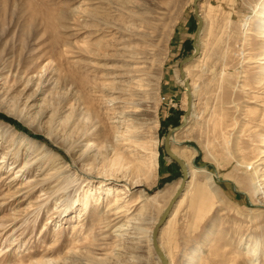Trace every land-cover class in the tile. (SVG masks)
<instances>
[{"label": "rangeland", "instance_id": "rangeland-1", "mask_svg": "<svg viewBox=\"0 0 264 264\" xmlns=\"http://www.w3.org/2000/svg\"><path fill=\"white\" fill-rule=\"evenodd\" d=\"M198 10L191 109L169 139L202 171L178 156L185 194L157 243L169 264H264V0ZM197 27L193 0H0V264H162L142 229L181 184L164 137L187 110ZM133 113L156 165L138 148L125 183L109 149Z\"/></svg>", "mask_w": 264, "mask_h": 264}, {"label": "bare ground", "instance_id": "bare-ground-1", "mask_svg": "<svg viewBox=\"0 0 264 264\" xmlns=\"http://www.w3.org/2000/svg\"><path fill=\"white\" fill-rule=\"evenodd\" d=\"M262 12H264V11H262ZM262 26H264V25H262ZM200 30H201V27H200ZM199 34H200V32H199ZM197 46H198V44H197ZM199 47V46H198ZM181 78V77H180ZM183 79L185 78V77H182ZM140 81V80H139ZM141 82V81H140ZM182 82V81H181ZM183 83V82H182ZM141 84V83H140ZM142 85V84H141ZM137 86V85H136ZM142 87V86H141ZM135 96V95H134ZM135 102V101H134ZM134 102H132L133 104H135ZM127 103V102H126ZM139 105V104H138ZM131 107V106H130ZM129 107V108H130ZM136 108V107H135ZM190 109H191V107H190ZM131 110H132V108H131ZM135 111H136V109H134ZM133 111V110H132ZM120 113V112H119ZM122 113H123V111H122ZM129 113V115H130V113L131 112H128ZM127 113V114H128ZM190 113V112H189ZM121 114V113H120ZM136 115V114H135ZM189 115V114H188ZM188 115L186 116V120H187V117H188ZM119 116H121V115H119ZM118 116V117H119ZM131 116H133V117H131L130 118V120H129V122L127 121V119L126 118H118V123L115 125V133H114V138H115V140H114V143L113 144H111V147H110V149H109V153H111L110 155H111V158H110V164H109V167H108V172L110 173V174H121V177L122 178H124V181H125V183H129V182H135V180H133L134 179V177H136V176H138L140 173H142L143 172V160L142 159H140V156H138L137 155V153H138V148H139V150H143V151H145V150H148L149 151V153L152 155V159H153V164L154 165H156V152L155 151H153L152 149H150L149 150V148L150 147H148V140H147V138H146V136H145V132H139V128H141V126L143 125V123H142V121H139L138 120V117H134V113L131 115ZM137 116V115H136ZM140 119V118H139ZM144 124H145V122H144ZM122 128H125L124 130H122ZM144 128V127H143ZM142 129V128H141ZM144 130V129H143ZM125 133H127V135H124ZM173 133V132H172ZM171 135V134H170ZM170 140V139H169ZM123 141H128L130 144H132L133 146H135V148L134 149H132V150H129V152H131V154H132V156H133V158H132V160H130V162H129V160H127L125 157H124V154H123V149H124V147H123ZM150 143H151V141H150ZM152 143H154V142H152ZM261 144H263V143H261ZM177 154V156H179L180 158H183V159H185L186 160V163L189 165V167H188V169H189V174H192V173H196V172H199V171H202L201 169H199V168H194L193 167V165H191L192 163H191V159L194 157V153H193V150H181V151H179V152H177L176 153ZM169 156V155H168ZM170 157V156H169ZM242 166H244L243 164H242ZM185 170H186V168H185ZM255 170V169H254ZM252 171V170H251ZM186 172H187V170H186ZM253 173V172H252ZM116 176H118V175H115V177ZM133 178V179H132ZM124 189H125V191L127 192L128 190H129V188L127 187V185L126 184H124V187L122 188V189H120V192H118V193H124ZM172 188H166L164 191H163V193H162V196L163 197H166V196H169V195H172ZM184 194H185V192H184ZM184 194L180 197V199L178 200V202H176L177 201V199H178V197H179V195H178V197H177V199L175 200V202H176V205H175V207H174V209H173V211L171 212V210H172V208H173V206H174V204H175V202H174V204H173V206H172V208H171V210H170V212H171V214H170V212H169V214H170V216H169V218L167 219V222H165V223H168V222H170L171 220H173V218H175V214H176V212H177V209H178V206H179V204H181V202H182V200H183V197H184ZM89 197V196H88ZM210 197V195L206 192V191H203V193L202 194H200L198 197H196V198H194L193 200H192V207L194 208V209H197V208H200L201 210L205 207V205H206V203H207V199ZM85 198V197H84ZM86 198H87V196H86ZM114 198V197H113ZM117 200H118V198H115L114 200H113V204H115V203H117ZM88 201V200H87ZM87 201H85L84 203H85V205H86V203H87ZM117 208V207H116ZM196 211H200V210H196ZM105 212V211H104ZM97 213L100 215L101 214V216L103 215V211H101L100 213H99V210L97 211ZM168 214V215H169ZM168 217V216H167ZM165 219V220H166ZM164 224V223H163ZM162 224V225H163ZM161 228V227H160ZM140 229H142V228H140ZM152 229H153V226H148V227H146V228H144V229H142L144 232H149L148 233V236H147V239H148V241H150V235H151V232H152ZM159 247V246H158ZM155 249V248H154ZM160 249V248H159ZM160 251V253H162L163 254V256L165 257V260H166V263L167 264H169L168 262H167V259H166V255H164V253L162 252V250L160 249L159 250ZM156 253H157V255H158V257H159V254H158V252L157 251H155ZM188 256H190V255H188ZM192 256V255H191ZM160 258V257H159ZM160 260H161V258H160ZM161 263H162V261H161ZM170 264H172V262L170 261ZM185 264H195L194 263V259H193V256L192 257H189L188 259H187V261H186V263Z\"/></svg>", "mask_w": 264, "mask_h": 264}, {"label": "water", "instance_id": "water-1", "mask_svg": "<svg viewBox=\"0 0 264 264\" xmlns=\"http://www.w3.org/2000/svg\"><path fill=\"white\" fill-rule=\"evenodd\" d=\"M198 1L199 0H193V11H194L195 16L198 19V27H197V29H196V31L194 33V38H193V48L194 49L189 55L183 57L180 60V77L181 78L185 77L184 83L187 86V96H188L187 110H186V112L183 115L181 123L176 125V126H173L172 128H170L168 130V132L166 133L165 137H164V148H165V151L167 152V154L170 156V158L172 160L176 161L180 165L183 175H182L180 186L178 187L176 192L171 196L170 200L168 201V203L164 207L161 215L159 216V218H158L157 222L155 223V225L153 227V230H152V243H153V246L155 248V251L158 252L159 257L161 258L162 264H167V263H166V260H165V257L163 256V254L160 253V251H159L160 249H159L158 243H157V235H158L160 227L162 226V224L164 223L165 219L167 218V216H168V214H169V212H170L175 200L177 199L178 195L180 194V192H181V190H182V188H183V186L185 184V181L188 179V173L185 170V166H184L182 160L176 154L171 152V150H170L169 137H170V134L174 130H176L177 128H179L181 125L184 124V122L186 121V116L188 115L189 109L191 107V89L189 88V80L185 76V70H184L183 64H187L188 62L193 60V58H195L200 53V48L197 46V38H198L199 32L201 31L200 27L202 26V18H201V15L199 13V10H198Z\"/></svg>", "mask_w": 264, "mask_h": 264}]
</instances>
